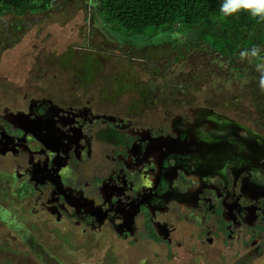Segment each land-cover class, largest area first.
Here are the masks:
<instances>
[{
	"label": "rangeland",
	"instance_id": "374dc122",
	"mask_svg": "<svg viewBox=\"0 0 264 264\" xmlns=\"http://www.w3.org/2000/svg\"><path fill=\"white\" fill-rule=\"evenodd\" d=\"M97 1L55 0L45 9H14L0 16L1 114L30 107L40 111L52 102L122 121L127 139L140 126L164 129L177 114L227 116L264 135V54L259 61L240 51L236 57L225 55L210 47L208 37L199 40L198 31L128 37L103 22ZM93 148L91 159L79 167L82 179L91 180L102 166L115 164L110 147ZM29 154L0 153V264L232 263V252L226 250L220 261L218 247L211 245L216 241L207 243L206 228L178 206L160 217L175 228L171 262L159 254L162 248L143 238L131 246L110 231H81L70 220L56 221L41 208L44 198L37 185L25 187L16 176ZM247 238L245 230L234 237L240 255L239 241ZM110 240L119 246L115 262L106 260ZM250 264H264V255Z\"/></svg>",
	"mask_w": 264,
	"mask_h": 264
},
{
	"label": "flooded vegetation",
	"instance_id": "af4514ba",
	"mask_svg": "<svg viewBox=\"0 0 264 264\" xmlns=\"http://www.w3.org/2000/svg\"><path fill=\"white\" fill-rule=\"evenodd\" d=\"M103 117L52 102L40 111L0 113V153H31L16 176L25 187L37 185L43 210L81 231H110L131 246L143 238L171 262L175 228L160 217L178 206L206 228L207 243L216 241L211 245L218 247L220 261L226 250L232 252L231 264H250L264 255L263 134L227 116L177 114L164 129L140 126L127 139L122 121ZM97 144L110 147L115 164L82 179L79 167ZM240 230L248 235L239 241L242 255L234 243ZM108 247L106 260L115 262L119 246L110 240Z\"/></svg>",
	"mask_w": 264,
	"mask_h": 264
},
{
	"label": "trees",
	"instance_id": "16d2710c",
	"mask_svg": "<svg viewBox=\"0 0 264 264\" xmlns=\"http://www.w3.org/2000/svg\"><path fill=\"white\" fill-rule=\"evenodd\" d=\"M55 0H0V16L19 9H45ZM106 25L123 31L126 36H143L146 32L160 36L186 35L198 31L199 40L211 39L210 47L231 57L238 52L259 61L264 47V20L241 10L223 17V0H98ZM177 41V38H174ZM260 56V57H259Z\"/></svg>",
	"mask_w": 264,
	"mask_h": 264
},
{
	"label": "clouds",
	"instance_id": "9594fccd",
	"mask_svg": "<svg viewBox=\"0 0 264 264\" xmlns=\"http://www.w3.org/2000/svg\"><path fill=\"white\" fill-rule=\"evenodd\" d=\"M241 10L247 11L251 17L264 20V0H223L220 11L223 17L230 16ZM257 50H253L252 55H256ZM243 55V53H242ZM264 87V79L261 80Z\"/></svg>",
	"mask_w": 264,
	"mask_h": 264
},
{
	"label": "water",
	"instance_id": "95a60500",
	"mask_svg": "<svg viewBox=\"0 0 264 264\" xmlns=\"http://www.w3.org/2000/svg\"><path fill=\"white\" fill-rule=\"evenodd\" d=\"M240 141V140H239Z\"/></svg>",
	"mask_w": 264,
	"mask_h": 264
}]
</instances>
